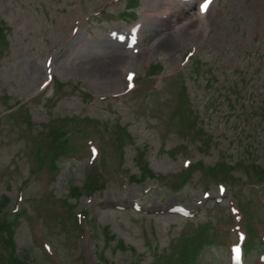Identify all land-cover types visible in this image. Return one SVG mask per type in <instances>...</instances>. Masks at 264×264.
I'll return each instance as SVG.
<instances>
[{"label": "rangeland", "instance_id": "rangeland-1", "mask_svg": "<svg viewBox=\"0 0 264 264\" xmlns=\"http://www.w3.org/2000/svg\"><path fill=\"white\" fill-rule=\"evenodd\" d=\"M205 2L0 0V264H229L235 227L264 264V0ZM117 50L142 60L79 71Z\"/></svg>", "mask_w": 264, "mask_h": 264}, {"label": "bare ground", "instance_id": "bare-ground-1", "mask_svg": "<svg viewBox=\"0 0 264 264\" xmlns=\"http://www.w3.org/2000/svg\"><path fill=\"white\" fill-rule=\"evenodd\" d=\"M171 15L172 13L170 15L168 14L169 16L168 18L165 16L167 19L163 22L161 21V25L158 24L160 26H158V28L156 27L157 29L153 31L155 33L154 34L152 33V35H154L152 36V39L157 42V47L155 49H157L160 46V48H163V49L165 48L166 51H168V53H175L177 48L180 45H182L181 43L183 41L188 40L186 39V37L189 36L190 29L193 27H196L195 25L197 24V21H192L189 19L188 16H181V15H178V16L175 15L176 18L173 21L172 19L171 20L169 19ZM182 17H185V19H188L189 21L185 20L186 23L185 21L182 22L181 21L183 20ZM156 21H158V19ZM150 48H149V51L147 50L148 51L147 55H150L152 53ZM145 49H147V47ZM178 50H181V49H178ZM139 57L141 58V55ZM139 57L138 56L133 57L131 54L129 55V53L125 51L120 52L117 50V54L115 55L114 54L102 55L101 57H98L96 59L87 60L86 62H84V64L81 65L79 71L90 77H100V78H108V79L111 78L113 80V78L120 76L121 72L125 68L134 67L138 62H140L142 59L139 60ZM34 73L36 75H40L42 73L41 68L36 67L34 70Z\"/></svg>", "mask_w": 264, "mask_h": 264}, {"label": "snow or ice", "instance_id": "snow-or-ice-1", "mask_svg": "<svg viewBox=\"0 0 264 264\" xmlns=\"http://www.w3.org/2000/svg\"><path fill=\"white\" fill-rule=\"evenodd\" d=\"M211 2H212V0H206V2L200 7L201 13H204V12L207 11V9H208L209 5L211 4ZM128 78L131 81L132 75L130 74ZM234 251L236 253V259L239 260V255H240V249H239V247H237Z\"/></svg>", "mask_w": 264, "mask_h": 264}, {"label": "trees", "instance_id": "trees-1", "mask_svg": "<svg viewBox=\"0 0 264 264\" xmlns=\"http://www.w3.org/2000/svg\"><path fill=\"white\" fill-rule=\"evenodd\" d=\"M16 264H19L18 262H16Z\"/></svg>", "mask_w": 264, "mask_h": 264}]
</instances>
